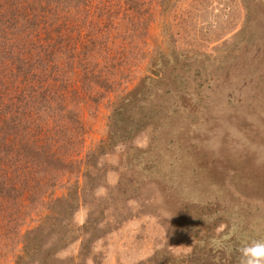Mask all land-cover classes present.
<instances>
[{
	"label": "rangeland",
	"instance_id": "rangeland-1",
	"mask_svg": "<svg viewBox=\"0 0 264 264\" xmlns=\"http://www.w3.org/2000/svg\"><path fill=\"white\" fill-rule=\"evenodd\" d=\"M110 1L115 83L0 180V264H239L264 240V0Z\"/></svg>",
	"mask_w": 264,
	"mask_h": 264
},
{
	"label": "trees",
	"instance_id": "trees-1",
	"mask_svg": "<svg viewBox=\"0 0 264 264\" xmlns=\"http://www.w3.org/2000/svg\"><path fill=\"white\" fill-rule=\"evenodd\" d=\"M111 4L0 0L2 182L7 174L37 173L40 167L31 157L34 143L44 141L61 152L59 147L80 142L85 127L74 106L87 96L80 88L92 82L109 90L118 74L110 47L116 18ZM69 75L75 76L73 82ZM1 188L0 182L1 203L17 214L14 197L5 190L1 194Z\"/></svg>",
	"mask_w": 264,
	"mask_h": 264
},
{
	"label": "clouds",
	"instance_id": "clouds-1",
	"mask_svg": "<svg viewBox=\"0 0 264 264\" xmlns=\"http://www.w3.org/2000/svg\"><path fill=\"white\" fill-rule=\"evenodd\" d=\"M239 264H264V240L239 248Z\"/></svg>",
	"mask_w": 264,
	"mask_h": 264
}]
</instances>
